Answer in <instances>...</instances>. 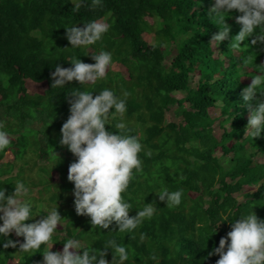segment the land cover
<instances>
[{
	"label": "trees",
	"instance_id": "trees-1",
	"mask_svg": "<svg viewBox=\"0 0 264 264\" xmlns=\"http://www.w3.org/2000/svg\"><path fill=\"white\" fill-rule=\"evenodd\" d=\"M71 2L0 0V73L5 76L0 78V120L10 135L16 136L11 137L9 146L14 148L13 165L22 162L17 174L0 173V186L7 195L17 180L28 183V176H23L26 165L35 168L30 157V146L35 145L29 141V133L38 135V140L43 134L45 143V135L50 133L60 141V129L70 115L68 94L87 90L94 98L104 88L121 97L127 92L124 119L130 134L138 136L144 146L139 154L143 173L135 174L122 196L133 206L130 216L137 214L143 197V203H153L157 211L131 233L120 232L115 222L108 229H94L90 217L76 213L74 197L67 199L74 188L67 175L75 157L58 141L56 147L64 148L65 155L56 152L57 166L52 152L50 159L52 170L59 173L62 194L58 201L53 196L49 199L66 207V214L60 215L69 220V235H54L55 244L63 249L68 238L79 239L84 247L105 251L109 264L112 253L103 246L111 239L127 245L130 259L125 264H215L219 256L208 257V252L218 247L232 222L250 214L252 207L257 217L264 219V134L255 138L245 135L250 109L241 98L242 89L251 83L249 75L259 74L254 66L264 63V44L252 46L254 37H249L240 47H233L241 27L236 22L240 13L235 10L225 14L228 38L219 45L212 43V36L224 27L209 13L214 0H103V7L95 8L86 0L79 11L73 10ZM99 19L112 24L103 39L87 47L71 48L65 28L73 24L82 27V23ZM254 35H264V28ZM102 50L112 53L113 67L123 66L124 70H108L106 78L95 84L73 80L63 88L51 87L56 64L71 67L73 56L91 64L95 62L92 55ZM196 72L198 79L192 87ZM28 80L37 83L39 90L34 94L27 89ZM217 106L219 116L212 117L209 109ZM172 107L174 115L179 112L177 121L167 119ZM119 120L117 115L106 129L117 131ZM217 121L223 130L219 138L214 135ZM218 149L222 153L215 156ZM149 150L150 157L145 155ZM4 153L0 152V161ZM261 154L263 159L256 160ZM164 187L184 190L179 206L169 208L159 200L155 192ZM245 187H253V191ZM225 216L230 220L218 225L212 234ZM8 239L23 242L14 232ZM45 246L41 245V253L32 255L15 252L19 244L5 249L0 243V264H7L16 254L23 264H42ZM153 255L156 260L150 258ZM113 264H119L118 256Z\"/></svg>",
	"mask_w": 264,
	"mask_h": 264
},
{
	"label": "clouds",
	"instance_id": "clouds-1",
	"mask_svg": "<svg viewBox=\"0 0 264 264\" xmlns=\"http://www.w3.org/2000/svg\"><path fill=\"white\" fill-rule=\"evenodd\" d=\"M85 2L86 0H72L73 10L79 11ZM97 6L103 7V0H91L89 7ZM233 10L240 13L236 16V22L241 25L234 36L236 43L233 47H240L241 42L249 37H254L250 42L252 46L264 44V35H254L257 29L264 28V0H214L209 13L214 14L217 22L224 27L212 36V43L219 45L228 38L230 27L225 22V14H231ZM82 25L76 27L73 24L65 28L71 48L87 47L101 41L112 27L107 19L92 20ZM92 60L95 62L84 63L73 56L69 61L71 67L64 68L56 64L51 87L63 88L73 80L79 84H95L106 78L108 68L113 63L112 53L102 50L92 55ZM261 65L264 63L254 66L259 74L249 75L251 83L241 91L242 102L250 109L245 134L247 132L252 138L264 134V67ZM0 78H5L4 74L0 73ZM257 93L260 94V99H257ZM68 95L71 97L70 115L60 129L59 143L66 146L75 157L69 165L67 175V180L74 185L72 194L75 211L78 215L90 217L94 229H108L115 222L120 232L131 233L145 219H151L157 207L153 203H143V197L137 214L130 216L133 206L122 196L135 174L143 173V161L139 154L144 151V146L138 136L130 134L124 119L128 93L124 92L121 97L113 89L104 88L94 98L92 91L87 90ZM117 115L120 117L115 124L117 131L106 129V125H110V121ZM11 143L6 123L0 120V152H5ZM145 155L150 157L152 153L149 150ZM155 193L169 208L179 206L184 196L183 189L170 191L167 187ZM34 207L35 201L30 189L23 181L17 180L13 191L7 195L4 187L0 186V237L3 238L0 243L3 248H16L19 244L17 252L33 255L39 252L41 245H49L42 252V264H109L105 251L91 245L84 247L81 240L75 238H68L63 243L62 251H51L54 243L50 242L57 234L58 225L61 226L63 218L57 210V204L51 209L41 206V210L35 215ZM252 209L250 214L241 215L232 222L231 230L220 238L218 247H213L208 252V257L219 256L215 264H264V219H259ZM41 212L45 213L43 218L26 223ZM229 220L226 216L223 217L212 234L217 231L218 225ZM13 232L15 236L23 237L22 243L8 239ZM103 248L111 250V264L116 256L119 264H125L130 259L127 245L117 243L115 239L109 240ZM150 258L157 259L155 255Z\"/></svg>",
	"mask_w": 264,
	"mask_h": 264
},
{
	"label": "rangeland",
	"instance_id": "rangeland-1",
	"mask_svg": "<svg viewBox=\"0 0 264 264\" xmlns=\"http://www.w3.org/2000/svg\"><path fill=\"white\" fill-rule=\"evenodd\" d=\"M146 36V35H145ZM153 35H151L152 37ZM151 37L147 36V38H150ZM169 60L167 59V62L168 63ZM114 65L110 66L108 68V70H116V71H122L124 70V67L123 66H115L113 67ZM198 73L196 72V74H193V77L194 79L191 80V86L192 87H195L196 83L195 81H197L198 79ZM27 89L29 92H32V94H34L35 92H37L39 89H38V86H37V83L35 82H32V80H28V83H27ZM209 112H210V115L212 117H218L219 116V113H220V109L219 107H215V108H210L209 109ZM177 115V116H176ZM176 115H174V112H173V107L171 108L170 112L168 113V117L167 119L168 120H172L174 119L175 121L179 120L180 117H179V112L176 111ZM226 128L228 129L229 128V124H226ZM223 130L222 128L220 127V123L217 121L214 125V135L219 138L222 134ZM247 135V132L246 134ZM38 136V135H37ZM37 136L35 135V133H29L28 135V138H29V141L31 142V144L33 143L35 145L34 146H30L32 147L31 151L33 152L32 155L30 156L32 158V162L34 161V165H35V168H30V163L26 165V167H28L27 169L24 170V174L23 176L26 178L27 176V184L26 186L30 189V194H31V197L33 198V200L35 201V207L36 208H33V214H37L40 210H41V206L43 207H46L48 209H51L53 206H55L56 204L50 202V197L53 196L55 198L56 201H58V199L60 198V194H62V187L60 188L59 186V182L60 181V178H59V173L53 171L52 169L54 168L53 166V162L52 160L50 159V154L51 152L53 153V160L55 162V166H57L58 162H59V157L57 156V153L56 152H59L60 154H62V157H64L65 153L62 151L64 150V148H61V149H58L56 146L58 145V141L59 140H56L58 139V137L56 135H53L50 133V135H45L48 139L45 143V140H44V135L41 134V138L40 140L37 139ZM11 137L15 138V134H12ZM43 143V144H41ZM222 152L218 149L214 155L215 156H218L219 154H221ZM4 157L3 159L0 161V173L1 174H6L8 176V173L12 174V175H15L18 173V171L20 170V165L22 164L21 161H15V163L18 165H13L14 163V148H11L9 147L8 150L5 151L4 153ZM34 154L35 157H34ZM28 155H30V152H28ZM228 155H231L228 153ZM256 160H262L263 159V156L262 154L257 156L255 158ZM33 164V163H32ZM41 167V171L39 170V167ZM37 169L39 170V172L37 171ZM50 178H49V175H48V171H50ZM40 174V175H39ZM39 175V176H38ZM21 176V175H20ZM30 176V177H29ZM32 176V177H31ZM1 178H0V182H1ZM35 180H39L41 181L42 185L41 184H36L34 185L33 183H35L34 181ZM253 187L251 188H248V187H245L244 190H250V191H253L252 190ZM73 190H71V192H68L67 193V199H71L73 198ZM236 198H239V199H242V196L235 193ZM57 203V202H55ZM61 203V202H60ZM57 210L59 212V214H61L62 216H64L67 212V209L66 207H61V205H57ZM45 215V213L41 212L38 216L36 217H33L32 220L33 222L35 220H39L41 218H43V216ZM68 218L66 219H63L62 220V223H61V226L58 225V229H57V237L59 238H63L64 236H67L69 234H67V231H66V227L69 225L68 224ZM26 223H29V222H26ZM58 238V239H59ZM50 243H54L53 244V247L52 251H62V248L61 247H58L57 244H55V241L52 240ZM49 245H46L45 247L47 248ZM17 252V251H15ZM7 264H23L22 263V257L19 255V254H16L15 255V258L9 260L7 262Z\"/></svg>",
	"mask_w": 264,
	"mask_h": 264
}]
</instances>
